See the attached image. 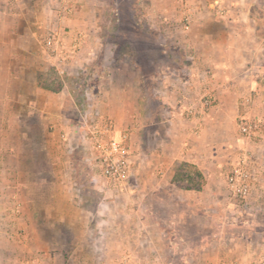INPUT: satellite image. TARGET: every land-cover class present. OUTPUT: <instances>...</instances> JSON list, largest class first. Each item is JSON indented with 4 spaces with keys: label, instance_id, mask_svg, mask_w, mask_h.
<instances>
[{
    "label": "rangeland",
    "instance_id": "1",
    "mask_svg": "<svg viewBox=\"0 0 264 264\" xmlns=\"http://www.w3.org/2000/svg\"><path fill=\"white\" fill-rule=\"evenodd\" d=\"M150 1L93 0L95 16L87 23L85 30L72 32L64 22L69 16L63 17L57 12L55 23L45 27L35 39L33 48H41L45 58L54 62L45 49L44 38L49 28H58L63 37L61 47L69 52L64 73H59L54 65L48 70L51 88H64L67 92L66 108L72 126L67 134V160L63 159L67 164L55 166L54 171L72 175L71 184L83 194V204L87 208L93 207L97 198L96 190L103 194H112V197L107 199L115 200L116 211L125 210V206L138 209L142 205L147 206L148 221L157 223L162 232L157 238L156 233L152 231L155 235L152 241L155 257L145 261L147 264L204 263L202 260H190L194 257H189L192 253L211 259L209 264H256V261L264 258V248L262 250L258 244L259 239H264V116L244 114L242 110L238 111L234 101L229 99L219 102L216 94L213 95V89L201 85L202 67L207 68L209 62L196 63L198 57L192 43L194 39L199 41V29L193 31L190 27L187 28L188 20L181 10L172 17L170 6L166 4H163V20L147 16L146 5ZM53 2H56L55 7H59L58 0ZM6 3L10 4V1H0V9L6 6ZM263 3L264 0H259L255 7L257 12L263 13ZM151 6L153 11L156 5ZM259 24V32L264 33V20ZM209 37L210 40L213 38L212 35ZM76 52L77 59L81 62L78 65L80 67H75V63L70 62ZM162 80L165 83L178 82L179 85L188 80L186 86L191 87L192 101L183 104L186 105V114L184 112L180 118L183 122L179 123L177 144L169 151L173 153L166 175L170 184L146 194V190L153 187L149 183L155 185L156 177L162 174L160 167L163 161L161 154L158 156L155 152L157 149L153 147L156 138L151 134L144 137L141 128L144 126L148 133L154 130L164 117L166 107L174 108L159 100L156 90ZM125 82L131 85L126 89L132 96L130 104L119 101L117 95L118 90L123 91ZM217 104H221L219 108H224L226 114L218 115L213 110ZM126 108L132 112L131 124L126 120L127 115H116ZM95 111L98 116L109 118L116 129L128 135L135 170L124 182L108 181L101 175L100 168L93 159L85 132L90 114ZM189 119L195 120V123L191 124L187 121ZM242 119L258 122L260 126L254 135L246 137L239 132L238 124ZM131 125L138 128L137 133L133 134L132 144ZM33 128L35 130L36 126L33 125ZM12 136L0 134V147L9 148L6 149L8 156L14 153L10 151L13 147L11 144L16 142L12 140ZM41 141L42 133L36 129L25 134L23 141L17 142L18 146H23L22 153L25 156L24 163L19 166L22 183L29 190L28 194L24 192L20 199L24 200L29 196L35 207L41 208L42 211L36 214L38 224L42 226L44 223H52L51 227L41 228V239H56L59 236L69 239L72 232L76 236L81 235L82 222L77 214L69 216L68 220L72 224L70 233L61 222L56 221L58 214L45 215L43 212L45 204L52 206V203L46 202L47 194L51 189L57 188V184L48 178L49 164L42 150L36 152V163H30L33 153L30 147ZM183 141L186 145H183ZM141 143L144 150L151 153L147 159L140 155ZM243 158H246V165H241L250 169L252 183L249 196L240 200L231 195L227 176ZM192 160H198L201 168ZM12 166L9 163L5 167L7 171H16L17 167L14 165L13 170ZM35 173L38 176H35ZM11 189V182L5 180L0 183L3 194ZM8 202L1 198L0 206L11 205ZM8 211L2 215L7 217L6 221L4 220L5 225L3 219H0V264H32L25 256L27 245L19 247L10 238L15 230L20 235H27V227L13 229V224L19 222L17 217L20 212ZM137 216L134 215L136 218ZM124 217L122 213H116L114 219L120 221L124 220ZM63 224H66L65 220ZM238 232L252 236L255 241L249 246L252 255L248 260L225 261L213 247H208L206 251L198 250L203 239L214 242L223 233Z\"/></svg>",
    "mask_w": 264,
    "mask_h": 264
},
{
    "label": "crops",
    "instance_id": "2",
    "mask_svg": "<svg viewBox=\"0 0 264 264\" xmlns=\"http://www.w3.org/2000/svg\"><path fill=\"white\" fill-rule=\"evenodd\" d=\"M0 1H10V4L6 3V6L0 9V134H12V140L16 141L11 142L13 147L10 151L14 152L11 156L6 153V149L9 148L0 147V183L6 180L12 185L11 191L7 190L5 194L0 190V199H5L11 204L0 206V219H3L5 225L4 220L7 217L2 215L9 212L8 210L11 213L20 212L17 217L19 222L13 224V229L27 227L28 230L27 235H20L15 230L14 234L10 235L11 241L19 247L27 245L28 251L25 256L32 264H147L145 261L155 257L152 246L155 235L152 231L156 233V237L162 234L157 223L148 221L147 206L142 205L139 209L125 206V210L116 211L115 200L107 199L112 197V194H103L96 190L97 198L94 205L87 208L83 204V194L71 184L72 175L54 171L55 166L67 164L63 159L67 160L69 151L67 134L72 127L66 108L68 98L64 88H51L48 70L54 62L45 58L41 48H33V43L45 27L55 23L56 13L60 14L54 5L56 2ZM258 3L259 0H168L150 1L146 5V15L154 17L155 20H163L165 15L163 4H166L170 6L172 17L181 10L188 20L187 28L190 27L193 31L199 29L197 34L199 41L194 39L192 43L198 57L196 63L209 62L207 68L202 67L201 85L213 89V95L216 94L219 102L224 99L232 100L238 111L242 110L244 114L250 116H264V33L259 32V22L264 20V11L263 13L256 11ZM151 5H156L153 11ZM94 16L93 0H75L73 12L64 19V22L72 32H82ZM210 35L213 37L211 40ZM70 62H74L75 67H80L77 52ZM186 82L188 80L179 85L178 82L165 83L162 80L158 84L156 92L159 100L174 108L166 107L164 117L154 130L148 133L144 126L141 128L144 137L151 134L156 138L153 147L157 149L155 152L158 156L161 154L164 165L160 167L162 174L156 177L155 185L149 183L153 187L147 189L146 194L148 191L153 192L170 184L166 175L168 162H171L173 153L169 151L177 144L179 123L183 122L180 118L186 106L183 104L192 101L191 87L186 86ZM128 83L125 82L123 91L118 90L117 95L119 101L130 104L132 96L126 89L131 85ZM179 103L181 105H178ZM219 106L221 104H217L213 110L218 115L226 114L225 109ZM240 106L242 107L239 108ZM118 114L127 115L126 120L131 124L130 109L121 110L116 113ZM187 121L195 123V120ZM33 125L42 133V141L30 147L33 151L30 163L33 161L36 163V152L42 150L49 164L48 178L57 184V188L51 189L47 194L46 202L52 203V206L45 204L43 212L45 215L58 214L56 221L61 222L70 233L72 224L68 220L69 216L77 214L82 222L81 235L76 236L72 232L69 239L60 236L56 239H41V228L51 227L52 223H44L42 226L38 224L36 214L42 211L41 208L35 207L29 196L24 200L20 199L23 193L28 194L29 190L22 183L19 166L24 163L25 156L22 153L23 146L21 143L18 146L17 142L23 141L25 134L36 130H33ZM137 129L131 125V144ZM183 142V145H186L185 141ZM142 143L140 144L142 149L139 145L140 155L147 159L151 153L144 150ZM179 154L180 152L177 155ZM192 161L201 168L198 160ZM9 163L13 165V170L14 165L17 170L7 171L5 166ZM35 176L38 174L35 173ZM84 194L87 195L86 192ZM116 213L125 215L124 220H115ZM135 214L138 215L137 218L134 217ZM63 220L66 224H63ZM221 235L214 242L203 239L198 250L216 248L217 254L220 253V258L225 261L250 259L252 250L249 246L255 243L252 236L243 232ZM258 244L263 250L264 239H259ZM196 256V253H192L189 256L191 259H188L202 260L203 264L212 262L207 257ZM216 260L215 258V262Z\"/></svg>",
    "mask_w": 264,
    "mask_h": 264
},
{
    "label": "built area",
    "instance_id": "3",
    "mask_svg": "<svg viewBox=\"0 0 264 264\" xmlns=\"http://www.w3.org/2000/svg\"><path fill=\"white\" fill-rule=\"evenodd\" d=\"M58 2L60 5L57 10L60 16H69L73 12L74 0H58ZM61 33L62 31L58 28H49L45 34L44 46L50 58L55 62L56 70L62 74L66 70L69 52L61 47L63 40ZM97 114L96 111L90 114L85 132L94 156L93 159L98 164L101 175L108 181L124 182L135 170V160L128 135L116 129L109 118ZM259 126L255 120L242 119L238 124V130L243 136L250 137L256 133ZM245 161L246 158H243L227 176L231 195L240 200H245L251 191L252 173L248 167L243 166L246 165ZM256 264H264V258L256 261Z\"/></svg>",
    "mask_w": 264,
    "mask_h": 264
},
{
    "label": "trees",
    "instance_id": "4",
    "mask_svg": "<svg viewBox=\"0 0 264 264\" xmlns=\"http://www.w3.org/2000/svg\"><path fill=\"white\" fill-rule=\"evenodd\" d=\"M199 175V177H201L202 178V176L200 175V174H198Z\"/></svg>",
    "mask_w": 264,
    "mask_h": 264
}]
</instances>
